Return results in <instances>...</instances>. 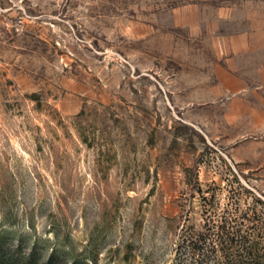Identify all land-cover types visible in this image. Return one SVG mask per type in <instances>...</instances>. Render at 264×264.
Instances as JSON below:
<instances>
[{"label":"rangeland","instance_id":"obj_1","mask_svg":"<svg viewBox=\"0 0 264 264\" xmlns=\"http://www.w3.org/2000/svg\"><path fill=\"white\" fill-rule=\"evenodd\" d=\"M227 221L264 226V0H0V255L227 264Z\"/></svg>","mask_w":264,"mask_h":264},{"label":"trees","instance_id":"obj_2","mask_svg":"<svg viewBox=\"0 0 264 264\" xmlns=\"http://www.w3.org/2000/svg\"><path fill=\"white\" fill-rule=\"evenodd\" d=\"M258 220H260L258 218ZM254 228V229H253ZM253 230L258 228V226H253ZM251 229V230H252ZM259 229V234L261 237H264V226L261 223ZM247 234H242V230L230 225V222H225V224L216 227V229L212 230L214 235V239L212 240L213 246L211 253H216L218 251L219 246L215 242H219L221 246V250L223 252H227L229 249L233 247H239L241 254L240 258L237 260H231L227 262V264H264V248L260 247L258 242L250 243L249 238L254 236V231L249 232ZM261 233V234H260ZM209 236H203L200 233H194L189 238L184 239V243H188L186 247L190 248L191 254L193 257L202 256L205 258L207 254H204V248L207 246ZM217 238V239H215ZM210 245V244H209ZM225 245V246H224ZM220 251V250H219ZM260 251L263 253L260 255ZM95 261V260H94ZM94 261L91 260V264H94ZM0 264H40L35 258L34 254H30L29 256H22L12 254L10 252H4L0 255ZM45 264H51V262H46ZM73 264H81L80 262H74Z\"/></svg>","mask_w":264,"mask_h":264}]
</instances>
